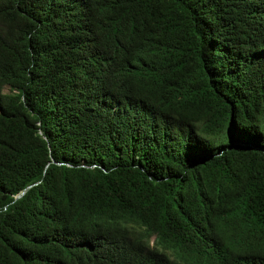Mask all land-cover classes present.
Here are the masks:
<instances>
[{
    "label": "trees",
    "instance_id": "1",
    "mask_svg": "<svg viewBox=\"0 0 264 264\" xmlns=\"http://www.w3.org/2000/svg\"><path fill=\"white\" fill-rule=\"evenodd\" d=\"M0 264H264V0H0Z\"/></svg>",
    "mask_w": 264,
    "mask_h": 264
},
{
    "label": "rangeland",
    "instance_id": "2",
    "mask_svg": "<svg viewBox=\"0 0 264 264\" xmlns=\"http://www.w3.org/2000/svg\"><path fill=\"white\" fill-rule=\"evenodd\" d=\"M4 92H10V88H9V86H5V87H4Z\"/></svg>",
    "mask_w": 264,
    "mask_h": 264
},
{
    "label": "water",
    "instance_id": "3",
    "mask_svg": "<svg viewBox=\"0 0 264 264\" xmlns=\"http://www.w3.org/2000/svg\"><path fill=\"white\" fill-rule=\"evenodd\" d=\"M23 193H24V191H23L21 194L17 195L16 197H17V198L20 197Z\"/></svg>",
    "mask_w": 264,
    "mask_h": 264
}]
</instances>
